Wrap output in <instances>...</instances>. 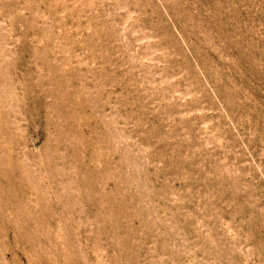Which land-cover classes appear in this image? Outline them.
I'll return each mask as SVG.
<instances>
[{"label": "rangeland", "instance_id": "obj_1", "mask_svg": "<svg viewBox=\"0 0 264 264\" xmlns=\"http://www.w3.org/2000/svg\"><path fill=\"white\" fill-rule=\"evenodd\" d=\"M0 264H264V0H0Z\"/></svg>", "mask_w": 264, "mask_h": 264}]
</instances>
